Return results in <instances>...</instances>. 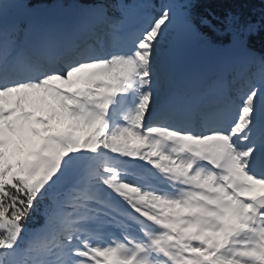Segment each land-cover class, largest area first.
<instances>
[{
    "label": "snow or ice",
    "instance_id": "snow-or-ice-1",
    "mask_svg": "<svg viewBox=\"0 0 264 264\" xmlns=\"http://www.w3.org/2000/svg\"><path fill=\"white\" fill-rule=\"evenodd\" d=\"M175 19L106 52L0 32V264H264V55L226 112L154 113Z\"/></svg>",
    "mask_w": 264,
    "mask_h": 264
},
{
    "label": "trees",
    "instance_id": "trees-1",
    "mask_svg": "<svg viewBox=\"0 0 264 264\" xmlns=\"http://www.w3.org/2000/svg\"><path fill=\"white\" fill-rule=\"evenodd\" d=\"M165 0H0V16L3 18V31L15 38L18 42L20 25L11 22L15 17V11L23 7L34 9L52 8L58 13H68L81 4L93 5L97 8L105 7L109 16L120 18L129 14L132 8H138L144 4L152 6L155 4L154 12L159 15L166 5ZM172 6L176 17L185 18L187 23L180 26L181 38L194 35L196 37H209L219 35L222 45L228 44L230 37L239 32L243 40L247 38L248 44L255 50L256 57L245 70L243 76L235 82L239 87L234 94L238 97L240 92L251 84L261 83L260 56L264 55V0H167ZM117 3L120 7L117 8ZM117 20V19H115ZM114 21V20H113ZM112 21V22H113ZM202 21H211L214 27H207ZM112 24V23H111ZM254 26L258 34L248 37L247 29ZM185 27V28H183ZM110 30H114L109 25ZM115 29L114 31H117ZM111 37V35H109ZM227 41H226V40ZM47 200L40 202V211L33 213L27 222V228H39L44 223L41 215ZM30 236L26 235V239Z\"/></svg>",
    "mask_w": 264,
    "mask_h": 264
},
{
    "label": "rangeland",
    "instance_id": "rangeland-1",
    "mask_svg": "<svg viewBox=\"0 0 264 264\" xmlns=\"http://www.w3.org/2000/svg\"><path fill=\"white\" fill-rule=\"evenodd\" d=\"M93 12L100 17L102 16L100 13H98L96 11H93ZM104 18H105V16H104ZM1 20L2 19L0 17V23H1ZM186 23H187V21L185 20V18L177 16L175 21L173 22V24L170 26L168 34L165 37L164 41H162L161 46L164 48H171V47H173L172 43L175 42L176 43L175 47H179V46L185 47L186 45L182 41L177 43L174 40V36L176 35V33H178V29H180V26H184ZM50 25L52 26L53 22H51ZM53 31L54 30L51 29V35H53L55 33ZM206 44L208 46L212 47V44L210 42H207ZM102 52H105V50L102 49ZM172 52L175 56L174 59H176L180 55V51L177 48L172 49ZM159 61H160V57L158 56L157 60H156V64H155V71H156L155 79L157 81V83L154 85V88L156 91L155 104H170L171 106L185 107L186 106V100H184L181 95H179L178 93L167 94L166 89H165L166 83H165L164 72L159 67ZM229 99L234 101L233 96H231ZM215 111L226 112V110H220V109L215 110ZM193 122L195 123L196 121H193Z\"/></svg>",
    "mask_w": 264,
    "mask_h": 264
}]
</instances>
